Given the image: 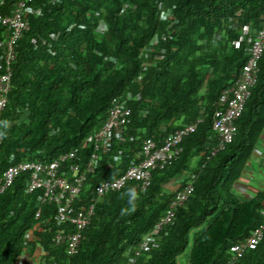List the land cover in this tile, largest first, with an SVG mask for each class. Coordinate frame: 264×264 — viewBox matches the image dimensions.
<instances>
[{"label": "trees", "instance_id": "16d2710c", "mask_svg": "<svg viewBox=\"0 0 264 264\" xmlns=\"http://www.w3.org/2000/svg\"><path fill=\"white\" fill-rule=\"evenodd\" d=\"M15 2L0 0V12H9ZM30 4L42 11L29 15L28 28L15 46L11 86L0 114V176L23 159L48 162L71 149H76V163L82 165L92 151L85 137L104 121L112 98L130 93L124 140L112 138L72 205L84 208L93 202L71 262L124 264L133 258L130 264H222L229 245L261 221L264 180L262 190L245 199L231 187L264 131V45L232 141L207 158L216 142L211 123L221 89L247 58L245 42L239 48L230 43L238 31L229 27V19L247 24L253 34L264 28V0ZM167 10L175 24L166 31L160 12ZM154 37L162 57L142 70L138 54ZM197 118L195 129L182 138L180 154L154 169L144 190L134 188L137 198L130 202L124 195L132 188L127 185L94 200L97 182L139 161L143 139L159 145L168 133ZM191 174L193 195L176 208L155 241L134 254ZM26 180L27 173L21 172L0 193V264H19L21 255L34 258L35 264H63L65 244L52 241L59 228L55 206L40 202L39 190L27 192ZM233 264H264V234Z\"/></svg>", "mask_w": 264, "mask_h": 264}, {"label": "built area", "instance_id": "2783aa9c", "mask_svg": "<svg viewBox=\"0 0 264 264\" xmlns=\"http://www.w3.org/2000/svg\"><path fill=\"white\" fill-rule=\"evenodd\" d=\"M30 2L31 0H16L9 12H0V114L5 106L7 93L11 86V63L15 57L16 43L22 32L28 28L29 15L33 12L40 13L42 11L41 6L33 7ZM160 16L166 20V31L175 24V19L169 10L161 11ZM229 21V27L238 31L237 37L233 38L230 43L234 48H239L240 44L245 42L247 58L232 82L222 88L218 95L211 123V129L216 135V142L208 148L207 158L222 150L232 141L236 133V119L244 110L245 102L256 81L258 61L264 45V28H259L250 34L247 24H238L235 19H229ZM170 31L174 32L173 29ZM51 37L54 38V35ZM216 37L214 35V38ZM155 45L156 37L140 50L138 57L141 59L142 70L150 67L162 57V50L157 49ZM140 77L141 75H138V78ZM131 97L130 93H126L123 98L114 97L111 99L104 121L85 137V141L90 143L92 151L82 165L76 163V149H71L48 162L23 159L6 167L0 176L1 193L11 184L15 176L21 172H26L25 190L27 192L39 190L40 202L51 203L55 206L54 218L59 228L54 232L52 241L54 244H65L67 259L63 264H73L70 257L75 253L82 237V229L87 225L93 212V202L84 208H74L72 205L79 198L87 175L93 173L99 156L108 149L112 138L124 140V132L130 114L127 101ZM137 97L138 95L135 94V98ZM198 121L199 118L168 133L159 145H156L152 139H143L140 145L139 161L126 167L119 175L97 182L93 188L94 200L100 199L107 192L122 189L127 185L144 190L150 183L152 171L163 168L170 160L180 154L183 136L192 132ZM1 139L2 134L0 132V142ZM109 165L111 164L109 163ZM255 175L256 170L249 159L242 168L240 179L248 182ZM194 177V174H191L189 180L175 191L163 214L138 243L134 254H138L140 250H144L149 244H152L159 230L171 222L176 208L193 195L192 181ZM231 189L239 194L245 192L246 186L239 180L232 185ZM259 213L261 215L259 224L253 227L243 239L234 241L229 245V256L222 264H233L244 251L253 249L258 245L264 234V204L259 209ZM38 216L39 210H36L34 217L37 218ZM65 223L71 229L68 230ZM132 261L133 258H130L124 264H130Z\"/></svg>", "mask_w": 264, "mask_h": 264}, {"label": "crops", "instance_id": "0c3cea01", "mask_svg": "<svg viewBox=\"0 0 264 264\" xmlns=\"http://www.w3.org/2000/svg\"><path fill=\"white\" fill-rule=\"evenodd\" d=\"M252 165L254 169L256 170V175L253 177L252 180H249L248 182L244 179H239L241 183H244L246 186L245 192L237 194L238 196L243 197H249L254 192H256L258 186H260V183L264 180V175L262 173V166L264 165V131L262 132L261 136L259 137L256 149L254 150V153L252 155ZM19 264H35L36 261L34 258H30L26 255H21L19 260Z\"/></svg>", "mask_w": 264, "mask_h": 264}, {"label": "clouds", "instance_id": "9594fccd", "mask_svg": "<svg viewBox=\"0 0 264 264\" xmlns=\"http://www.w3.org/2000/svg\"><path fill=\"white\" fill-rule=\"evenodd\" d=\"M124 195H128L130 197V202H131V199L137 198V194H136L134 188H129L127 193H125ZM121 198H123V196ZM131 211H135V206L134 205H132ZM123 212H124V210H122V213Z\"/></svg>", "mask_w": 264, "mask_h": 264}, {"label": "rangeland", "instance_id": "374dc122", "mask_svg": "<svg viewBox=\"0 0 264 264\" xmlns=\"http://www.w3.org/2000/svg\"><path fill=\"white\" fill-rule=\"evenodd\" d=\"M252 160H253V157L251 156V157H250V161L252 162ZM252 179H253V178H252ZM252 179H251V180H252ZM262 188H263V182L260 183V186H258V188H257L256 191H260V190H262ZM254 193H255V192H254ZM254 193H253V194H254ZM253 194H252V195H253ZM238 197H239V199H245V198H246V197H243V196H240V195H239Z\"/></svg>", "mask_w": 264, "mask_h": 264}]
</instances>
